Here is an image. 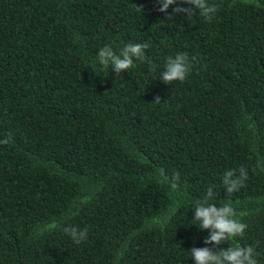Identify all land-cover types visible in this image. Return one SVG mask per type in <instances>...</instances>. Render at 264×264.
Instances as JSON below:
<instances>
[{
  "label": "trees",
  "instance_id": "obj_1",
  "mask_svg": "<svg viewBox=\"0 0 264 264\" xmlns=\"http://www.w3.org/2000/svg\"><path fill=\"white\" fill-rule=\"evenodd\" d=\"M208 2L211 21L168 20L188 5L157 0H0V264H194L213 247L192 212L209 187L247 225L216 250L253 246L264 264V0ZM127 43H148L155 70L98 63ZM180 52L193 67L166 85Z\"/></svg>",
  "mask_w": 264,
  "mask_h": 264
},
{
  "label": "clouds",
  "instance_id": "obj_2",
  "mask_svg": "<svg viewBox=\"0 0 264 264\" xmlns=\"http://www.w3.org/2000/svg\"><path fill=\"white\" fill-rule=\"evenodd\" d=\"M157 3L160 5L158 11L161 13H167L169 7L173 5H188V7H173L172 14L166 15L168 20H172L179 14L188 17L198 11L201 17L211 21L218 11L217 6L209 4L208 0H157ZM137 9L142 11L140 7H137ZM149 46L148 43H127L117 52L112 46L105 45L98 50L97 60L106 70L111 66L116 74L126 72L134 67V61L147 62L150 69L155 70L156 66L151 63L145 54V49ZM195 59V57L189 58L183 52L176 53L175 56H169L165 63V69L159 76L161 82L169 85L175 81H184L189 75ZM155 102L160 101L157 98ZM0 143L7 144L9 139L6 138ZM159 175L160 182L167 183L172 190H177L180 187L179 173H174L169 177L161 169ZM247 178V171L243 167L238 170L229 169L223 174L222 184L226 192L230 194L243 187ZM214 200L213 188L209 187L203 198L194 202L193 219L198 222L200 230H207L209 233L203 241L204 244L213 246L211 248H191L189 251L194 264H258L257 253L253 246L244 247L234 243L232 246L216 250L230 238L234 239L242 236L247 225L241 221L231 203L225 202L217 206L212 202ZM63 231L77 245L84 241L88 235L87 228L80 229L72 225L65 226Z\"/></svg>",
  "mask_w": 264,
  "mask_h": 264
}]
</instances>
